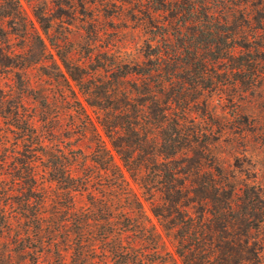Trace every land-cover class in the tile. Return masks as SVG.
<instances>
[{"label":"trees","instance_id":"1","mask_svg":"<svg viewBox=\"0 0 264 264\" xmlns=\"http://www.w3.org/2000/svg\"><path fill=\"white\" fill-rule=\"evenodd\" d=\"M114 1L140 5V59L53 53L51 2L26 0L37 28L22 0H0L1 32L27 43H0L13 82L0 87V264H262L264 188L224 171L223 129L189 112L264 91V0ZM33 65L65 105L44 89L42 119L12 90L31 88Z\"/></svg>","mask_w":264,"mask_h":264},{"label":"rangeland","instance_id":"2","mask_svg":"<svg viewBox=\"0 0 264 264\" xmlns=\"http://www.w3.org/2000/svg\"><path fill=\"white\" fill-rule=\"evenodd\" d=\"M47 1L51 2L52 15L59 16L53 20L46 39L51 52L55 53L51 43H56L60 51L69 53L77 62H87L90 56L104 61L142 57V44L146 34L143 23L137 18L140 16L137 12L140 5L134 8L131 4H121L114 0ZM22 3L38 28L29 4L26 0H22ZM1 28L7 30L0 19V43L9 47V50L22 51L27 43L16 35L1 32ZM32 47L36 48L35 45ZM27 75L31 79V88L14 87L12 90L24 95V103L31 114L38 116V119L44 117V89L50 94L53 111L64 109L61 89L55 79L44 76L38 66L34 65ZM11 78L10 72L0 71V87L10 90L13 87ZM257 91H260L258 95H246L231 104L227 102L225 95L215 94L207 104L210 116L204 115L201 118L198 112H194L196 107L189 113L206 130L216 133L223 129L218 134V139L214 140L211 150L224 171L228 173L231 170L238 180L245 179L250 184L264 188V91ZM79 97L82 99L80 94ZM87 111L94 117L89 107ZM39 125L44 133V123ZM235 161L240 165V170H234ZM36 173L38 183L44 184L43 165L37 166ZM254 236L260 245L261 262L264 264V225Z\"/></svg>","mask_w":264,"mask_h":264}]
</instances>
